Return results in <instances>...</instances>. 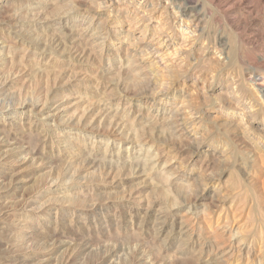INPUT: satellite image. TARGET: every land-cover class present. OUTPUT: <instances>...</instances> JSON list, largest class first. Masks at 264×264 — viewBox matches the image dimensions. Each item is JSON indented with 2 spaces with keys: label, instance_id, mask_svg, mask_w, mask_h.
Masks as SVG:
<instances>
[{
  "label": "bare ground",
  "instance_id": "bare-ground-1",
  "mask_svg": "<svg viewBox=\"0 0 264 264\" xmlns=\"http://www.w3.org/2000/svg\"><path fill=\"white\" fill-rule=\"evenodd\" d=\"M17 2L19 3L17 4L18 9L22 6H28L29 9H31L26 1L18 0ZM34 2L35 4L34 6L32 5V9L28 10L31 12V15L28 14V16H31L34 23L35 20H42L41 16H44L43 9H45L43 6L50 5L55 8H60V5L64 4L65 6V3H68L69 7L67 5V8L71 7L69 12L65 10L63 11L64 13H60L65 14V17L57 18V16H55L58 19L55 24L58 26L54 29L50 40L49 38L48 41L44 38L43 39L47 42L48 46L52 48H54V46L61 48L65 46V44H68L67 48L69 49L67 55L75 59L76 62H97L99 65H85L94 70V81L92 80L94 84L89 88L92 90V95L87 94L86 92L85 95L83 94L84 96H78V94L76 95L70 92L65 86L75 82L79 79L80 75L82 76L81 80L84 81V79L89 77H87V72V75H85L83 73L81 74L80 71H76L77 65L66 64V68H58V65H40L36 62L38 55L36 54L37 50L35 51L34 49V51H31L29 49L30 46L25 47L17 37L11 39L8 37L11 41L10 42L6 40V35L0 33V195H2L1 193L8 196L12 195L11 192L17 190V185L22 181L21 176L18 173L20 171L12 173L7 172L6 166H9L11 163H15V166L16 163L27 164L30 166L29 168L32 167V169H40L47 164H52L53 160L63 164V173L55 172L54 166H51L45 179H42L43 181L39 185L36 184V188L32 192L30 191L31 193L28 196H22L23 198L21 199L20 197L21 200L16 203V205H10L11 207L14 206V208H12L13 210L9 209L10 206H8V209L7 207H0V234H3L5 232L4 230L8 229L9 225L12 226V228L16 227L13 224L14 221L17 222L18 226H21V229L19 230L30 231V234H20L18 229H12L14 233L18 234L16 235L18 237L16 239H20V241L16 244L21 246V248L15 252L14 250L17 247L16 244L11 245L9 248H5L10 255L12 252L16 254L17 251L19 252L17 255H13V259L11 256L10 260H6L5 262H2L0 258V264H25L32 251H34L35 255L40 259L37 264L49 263V261H52V258L58 253V257L56 256V258H54L56 262L55 264H79L80 257L95 248L92 243V230L94 226L92 218L91 220L89 219L90 214H88L87 211H83V214L81 215L83 218H81V222L76 225L72 221V218L74 217L69 218L67 222L59 220L57 216L59 208L57 207L53 209L55 210L53 218V216L49 214V210H51L49 205L54 201L61 203L62 200H55L56 197L53 196V194H59L62 192L65 193V195L67 194V197L70 195L71 198L75 195V197H73L74 199H69L75 200V203L77 201L76 199L81 201L85 192H92L93 190H90L86 185H79L78 181L85 179V174H87V172H96L102 163L109 164V167L107 165V168L102 164L107 170L102 173V177L100 176L98 182H101V184L112 183L115 179H118L119 176L131 171H135V174L136 172H142L140 174L147 172L146 174H156L157 178L164 183L162 185L166 189V192H170L174 187H182L189 193L192 192V190L197 191V194L192 199L194 200V204L201 201L203 198L210 199L209 205H211L212 208L208 211L205 207L200 214L203 216V220H208L206 223H211L215 216L216 220L215 225L212 228H206V230H204L202 229L203 227L197 228L199 213L195 210L196 208L194 207V204L188 202L190 205H188L186 213H183V215L186 214L184 216L178 218L171 214L175 208L183 203V201H179L180 196H175L174 194L170 196L168 194L171 199L168 201L169 203L167 206L172 210L169 209L170 212H164L160 210V208H157L155 213H153V210L156 205L153 203V200L152 202L148 201L151 199L149 197H146V200H144L143 197H140L141 199L139 200H134L133 198L135 196L133 197L132 195H129L127 199L124 198L127 202H131V205L137 206L140 214H143L142 220L139 223V226H137V229L140 231L144 229L143 226L148 221H151L152 227L150 228L152 229L150 230L152 231V236L154 239L158 240L165 229L169 227L170 232L168 235L174 233L175 239L173 241H176L178 244V249L173 255H178L180 258L189 255L196 264H243L244 261H246V264H249V262L264 264V250L261 251V249L258 248L259 250L256 251V245L254 244L253 239L251 238L248 240V238L242 237L241 235L243 233L241 234L238 231L240 226H238L239 223L237 222L242 218L239 217L240 214L235 215L240 211L234 209V200L231 201L230 195L226 194L227 189L225 192L220 183V175L223 174V171L221 170L216 174V172H214L215 170L213 171L211 168L214 165L210 167L212 171L208 168L209 165L207 166V164L203 167L201 166L215 156L216 159H219V165L220 159L224 161L228 160V155L226 153L227 150L231 149L229 148L230 146L228 143H226V146L224 145L225 147L223 146V149L219 151L217 150L218 147L217 149H214L212 148L213 146L206 149L203 159L204 163L202 161L203 164L200 165L197 171L192 168L188 170L187 167L181 168V166H179L170 172L171 169H169L164 162L162 164L163 167L159 169L163 159L162 154H159L154 132L161 134V136L163 133H167L171 138H177L181 141L187 142L189 145H192L193 148L195 147L194 149L196 151L202 147L201 139L203 138L201 137L200 131V118L199 115L194 112L197 108H189L190 106L193 107L195 103L192 105L188 103L190 106L186 103L179 104L177 103L176 94H178L179 98L181 96L183 97V94L188 95L189 91H186L188 88L191 91L190 95H194V93L197 92L196 89L199 88V85L202 84L201 87L203 88V85L206 82L213 80V76L208 70L226 63V58L222 53L223 48L221 49L222 45L220 46L222 36L215 37L212 42H205L207 40L206 38L202 44L199 42V32L201 30L199 25L201 22L199 18L203 17L200 13L201 8L199 10L194 9L190 6L189 0H35ZM66 11L67 13H65ZM17 16L18 15H14L13 23L7 22L6 24H18L20 21L18 22L16 18ZM45 18L48 20L47 15L43 19ZM210 19H215V17ZM44 21L46 22V20ZM213 29L215 30V28ZM66 31L67 33L69 32V34L65 33ZM110 35H112L113 38ZM59 36H61V38H59ZM38 43L36 44L38 45ZM42 43V46H44V42ZM60 51L59 53H61ZM107 52L114 55V60L112 57H108L107 59ZM193 53L198 54V57L196 56L197 59L192 55ZM191 55L194 56L193 59L195 58L196 63L199 65H183L182 59ZM66 61L68 60L66 59ZM116 61L118 65L114 64ZM104 62H107V64ZM27 63H33V65ZM200 64H208L210 66L209 68L206 66L208 68L207 71H202V69H200ZM55 67L57 70L52 72V68ZM196 68L200 69L197 72L199 75L195 76L193 80L188 79L187 75L193 72L196 73ZM209 74H211V76ZM105 76H109V78H105ZM232 77L234 76L232 75ZM253 77L255 79H253L255 84L263 79L259 76ZM186 78L187 81L191 82L190 84L186 83ZM249 78L251 77L249 76L248 79ZM104 79L106 81H104ZM181 79L185 82L180 84L179 81ZM248 79L246 78V80ZM131 85L138 89H143L142 92H140L143 96L141 98L142 103L138 107H136L134 97L127 92ZM241 85H243V83L241 84L239 80L230 79L227 80L225 86L222 87L226 98L225 106L228 109L226 111H229V113L225 114L226 120L224 121V124L228 127L235 126V128H239L240 135L243 139V141L240 140L239 143L243 142L245 145V149L242 150L243 148H241L240 151L246 156L248 163L256 164V162H258L257 164L259 165L256 167L260 166L264 168V119L259 122L255 120L256 113L260 107L254 103L249 96V93V95H247L245 91L240 90ZM201 87L200 89H202ZM16 88L18 90L16 91L18 92L17 102L6 104L8 100V96H6L7 93ZM261 88L263 89V85ZM220 93L222 94V92ZM250 93H252L251 90ZM256 94L258 93H255L254 95L256 96ZM21 96H24V98H21ZM194 98L192 99L195 100ZM70 99H72V104L68 105ZM184 101L185 99L183 102ZM70 110H72L71 114L66 116L65 114ZM213 117L212 119H214ZM56 124L72 126L87 133H78V135L76 134L77 138L71 139L62 131L58 130V128H54V125ZM142 124H144V126H141L142 129H147L150 133H148L150 137L141 134V129L138 128V126ZM29 136L35 138L34 146L31 144L33 146L32 148H30L29 145L28 147H25L22 144L24 138ZM152 137L155 139L154 141L152 140ZM89 142L92 143V146L87 150L86 145ZM59 144H63L64 148L56 150L54 146ZM82 146L85 148L86 154L82 153L83 150L80 149ZM180 146H183V144L181 145L180 143ZM94 147H96V149H94ZM66 148L72 150L75 149L76 152H73L74 154H72V152L70 153L66 151ZM48 149H50L48 151L49 153L46 154V150ZM188 151L191 152V150ZM24 153H26V155L18 160L17 157ZM96 153L97 155L99 153V156H96ZM121 153H126V155L122 156L120 155ZM135 153H137V155H135ZM184 161H186V159ZM229 161L231 162V160ZM227 164L223 165L226 167ZM243 167H246V163L243 164ZM209 170L211 173H208ZM23 171L24 170L21 172ZM254 174H252V178L257 183L258 180L255 179ZM136 175L138 176V174ZM249 175L250 172L246 173V179H250L249 177L251 175ZM133 176L134 175H132V177ZM249 182L250 181H248V183ZM72 183H76L78 184L77 186L80 187H71V189L67 191L62 190L63 187ZM262 183L264 184V181ZM152 184L153 183L151 182V185ZM251 184H254V182H251ZM261 187L264 188V185L262 186L261 184ZM99 189L100 187L98 186V190ZM259 189H257V191ZM260 191L261 190L258 192L260 193ZM162 196L164 195L162 194ZM262 196H264V194ZM188 201H191V199ZM60 203L59 205H61ZM69 203L70 204L67 205L65 212L71 216L78 214L77 210L79 209L78 205L80 203L78 205H74L71 202ZM263 204H261V206ZM115 206L117 205L115 204ZM133 206L132 208H134ZM45 207L47 208V211L40 215L39 213L44 211L43 208ZM91 207L95 206L92 205ZM31 213H38L39 216L33 215L34 217L32 218ZM258 213H260V211ZM52 219H54L53 222L51 221ZM47 222L51 223L52 227H50L49 224L47 225ZM245 222L247 221L245 220ZM45 223L46 225L43 227L42 225ZM255 223H257V221ZM257 225L258 224L254 226ZM112 226H116V223L113 220H107L105 228H112ZM72 227H76L77 232H73L74 229ZM258 232L260 233V229ZM137 235L139 234H136V236ZM122 238H124V236ZM126 238L128 237H125V239ZM13 239H15V237ZM108 239L110 240V238ZM164 239L162 240L164 241ZM150 240L152 241V239ZM163 243L165 244L166 241ZM96 244L97 243H95V245ZM117 244H119V241L116 245ZM35 245H38L37 250H32ZM108 245L106 244V246ZM263 247L262 249H264ZM115 248L118 249L119 247L115 246ZM158 248L159 247H157V249ZM163 248L165 247H162V250ZM117 249L113 248V250H107V252H105L95 264H107L113 257L115 258V254H117L118 250L120 251V249ZM134 250L140 249H135L134 247ZM135 252L137 253V251ZM256 252L260 253L257 254ZM162 253L163 252H161V254ZM138 254L139 252L137 255ZM131 255H129V258ZM146 256L147 257H137L136 261L134 260V264H158V258L152 259L148 255ZM131 258L130 260H133ZM132 262L133 261H131V263Z\"/></svg>",
  "mask_w": 264,
  "mask_h": 264
},
{
  "label": "rangeland",
  "instance_id": "rangeland-1",
  "mask_svg": "<svg viewBox=\"0 0 264 264\" xmlns=\"http://www.w3.org/2000/svg\"><path fill=\"white\" fill-rule=\"evenodd\" d=\"M17 1L18 0H13V1L12 0H0V7H1L0 8V12H1V14H0V24H1L0 25V33H3L4 35H6L5 38L8 41H10L8 39V37L10 39L14 38V37H17V38H19L20 42H22V44L25 47L26 46H28V47L30 46L31 48L29 47V49L31 51H34V49H35V51L37 50L36 54H38V55H37L36 62H38L40 65L41 64H43V65H48L49 64V65H55V66L58 65L57 66L58 68H66L67 65H77L76 66L77 67L76 71H80L81 74L82 73L85 74V75L88 74L87 77L88 76L89 77L84 79V81H85L84 82L83 80H81L82 76L80 75V77H79L80 81H79V79H77L75 82H72L71 84H68L69 86L67 85L65 87L70 92H72V93H74L76 95L78 94V96H80V95L84 96L86 94V92H87V94H91L92 95V90H90L89 88L92 87L93 84H94V82H93L94 81L93 80L94 70H93V68L85 66V65H99V64H97V62H94L95 64L93 62H91V63H88V62L87 63L86 62H82V63L81 62H76L75 59H73L72 57H69L67 55L68 54L67 52H68V49H69V48H67L68 44H65V46H63L64 48L63 47L57 48V47L54 46V48H55L54 49L52 47H49L47 42H46V41H48V38L50 40V37L52 36L54 29L58 26L57 24H55L58 21L57 18L58 17L59 18L60 17H65V14H60V13H62L65 10H67L69 12V9H71V7L67 8V5L69 7V4L65 3L66 7L64 6V4H62V5H60L61 6L60 8H55L54 6H50V5L43 6L45 9H43L44 16H41L42 20H40V21L35 20V23H34L33 22L34 20L31 18V16H28V14L31 15V12H29L28 10L32 9V7L35 4V2H34L35 0H24L31 7V9H29L28 6H22V7H20L18 9L17 8V6H18L17 4H19V3ZM191 1H192V4H191ZM213 2H215V3H213ZM189 3H190V6L193 7L194 9H196V10H199L201 8L200 9V13H201V16H203V17L199 18L200 22H201L199 24L200 25V29H201L200 32H199V35H200V39H199L200 41L199 42L202 44V42H204L206 39L207 40L205 42H212V40L215 37H221L222 36L221 37L222 40H221L220 46L222 45L221 49L223 48L222 49V53H223V55L226 58V63L223 64V65H219V66L213 67L212 69H209V70H208V68H209L210 65H208V64H200V69H202V71H207L208 70L209 72H211V74L213 76V80H209L208 82H206L205 83L206 86L204 84L203 88L201 87L202 84L199 85L198 86L199 88L196 89L197 92H195L194 95L193 94L190 95L191 91L188 88L186 89V91H189V93H188L189 96L187 94H183V97L181 96L179 98L178 94H176L177 103H179V104L180 103H186V104L189 103V104L192 105V104L195 103L193 105V107L190 106L189 104L188 105L190 106L189 108H191V109H196L197 108L194 112H196V114L199 115V118H200V125H201L200 126V129H201L200 131H201V137L203 138V139H201L202 147L198 151H196L194 149L195 147L193 148V146L189 145V143H187V142L181 141V140H179L177 138H171V136H169L167 133H165V134L163 133V135L161 136V134H159V133L157 134V132H154L155 133L154 135H155V138H156L155 142H156V145L158 147L159 154H162V159H163L159 169L161 167H163L162 164L164 162V163L167 164V167L169 169H171L170 172H172L173 169H175V168H177L179 166H181V168L182 167H187L188 170L190 168H192L195 171H197L199 169L200 165L204 163L203 159H204V156H205V150L206 149H209V147L213 146L212 148H214V149H217V147H218L217 150L219 151V150L223 149L224 145L226 146V143H228L229 146H230L229 148H231V149L227 150V153H226L228 155L227 156L228 160L224 161V160L220 159V165H219V162H218L219 159H216V156H215L213 159L209 160L208 162H205L201 166L203 167L206 164H207V166L209 165L208 168L210 170L212 168L213 171L215 170L214 172H216V174H218L221 170L223 171V174L220 175V183H221L222 187L224 188L225 192H226V189H227V193L226 194L230 195L231 201L234 200V209H237L238 211H240V212H237L235 215L240 214L239 217L243 219V220L239 219L238 222H237V223H239L238 226H240L239 227L240 229L238 231L241 234L243 233L241 235L242 237H246V238H248V240H250L251 238L253 239V242L256 245L255 246L256 247V251H258L259 249H261V251H262V250H264V249H262V247L264 245V234H263L264 233V217H263V215H264V208H263L264 207V204H263L264 203L263 202L264 196H262V195L264 194V192H261V191H264V188L261 187V184H262V186L264 185L262 183L264 181V175H263L264 174V171H263L264 168H262L260 166L259 167L261 169L259 167H256V166L259 165V164H257L258 162H256V164L248 163V161L246 160V156L242 153V151H240L241 148H243L242 150L245 149V145L243 144V142L239 143L240 140L243 141V139H242V137L240 135L239 128H235V126L228 127V126H226L224 124V121L226 120L225 114L229 113V111H226L228 109L225 106L226 105V98H225V95H224V90H222V87H224L225 86V82L227 80H230V79H235V80L237 79V80L240 81L241 84L243 83V85L240 86V90L245 91L247 95L250 94L249 96L254 101V103H256V105L258 107H260V109L256 113L255 120L259 122L262 119H264V105H263L264 104V99H263L264 98V84H263V82H264V0H249V1L248 0H213V1H209V0H189ZM211 3H212V5H211ZM192 5H195V6H192ZM25 8H27V9H25ZM203 8H204V10H203ZM11 10H13V11H11ZM67 11L65 13H67ZM6 14H7V16H6ZM14 15L15 16L18 15L16 18H17L18 22L19 21L20 22L18 24H16V25L12 24L13 25V28H12L11 24L7 25L6 23L7 22L13 23ZM46 15H47L48 20L46 18L43 19L44 17H46ZM60 15H63V16H60ZM8 16H10L12 18H10ZM24 16H25V18H24ZM55 16H57V18ZM4 17H6L7 19L4 18ZM214 17H215V19H210V18H214ZM8 18H9V20H8ZM51 19H52V21H51ZM201 19H202V21H201ZM44 20H46V22ZM209 21H210V23H209ZM246 22H248V23H246ZM34 24H35V26H34ZM37 27H38V29H37ZM213 28H215V30ZM72 29H74V28H72ZM201 31H203V32H201ZM65 33H67V31ZM46 34H47V36H46ZM67 34H69V32ZM211 34H213V35H211ZM110 36H112V35H110ZM43 38L46 39V41H44ZM59 38H61V36H59ZM112 38H113V36H112ZM38 41H39L40 44L38 43ZM41 41L44 42V44H45L44 46L45 47L42 46L43 43ZM36 43H38V45ZM57 50H58V52H57ZM60 50H62V51H60ZM59 51L61 53H59ZM59 54H61V55H59ZM106 54H107V56H106L107 59H108V57L109 58L112 57V59L114 60V55L112 53L107 52ZM192 55H194L195 58H196V56L198 57V54H196V53L195 54L193 53ZM192 55L184 57L182 59L183 65H199L195 61L197 58L193 59L194 56H192ZM226 55H227V57H226ZM64 58H66L68 61H66V59H64ZM70 60H71V62H70ZM183 60H185L187 62H185ZM62 61H64V62H62ZM104 63L107 64V62H104ZM27 64L33 65V63H27ZM114 64L118 65L117 61L114 62ZM114 64H112V65H114ZM52 69H53V70H51L52 72H55L57 70L56 67L52 68ZM200 69L196 68V73L193 72L191 74H188L187 78L190 79V80H193L195 76L199 75V74H197V72ZM86 72H87V74H86ZM252 73H254V74H252ZM211 74H209V75L211 76ZM232 75L234 77H232ZM243 75H244V77H243ZM249 76L252 79L251 78L248 79ZM253 76H259V77L263 78L262 79L263 81L262 80H259L258 82L256 81L257 83L255 84V82L253 81V79H254ZM245 77L248 80H246ZM105 78H109V76L108 77L105 76ZM187 78L185 79V81H186L187 84H190L191 82L187 81ZM104 81H106V80L104 79ZM185 81H183L181 79L179 82L181 84V83H183ZM262 85H263V89L261 88ZM251 86L253 87V89H252ZM82 87L83 88L85 87V88L83 89ZM200 87L202 89H200ZM254 87H255V89H254ZM142 90L143 89H138L137 87L132 86V85L127 90V92L130 93L134 97V102L136 103V107L140 106L141 103H142L141 98L143 96L140 93V92H142ZM250 90H251L252 93H250ZM16 91H18L17 88L16 89H12V90H10V92L7 93L6 96H8V100H7L6 104L7 103H12L13 104V103L17 102V100H18L17 99V93L18 92H16ZM220 92H222V94ZM253 92H254V94L255 93H258V94H256V96H255L253 94ZM75 97H77V96H75ZM21 98H24V96H21ZM183 98L185 99L184 102H183V100H184ZM192 98H194L196 100V102ZM9 99H11V100H9ZM69 101H70V103L68 105H71L72 104L71 103L72 99H70ZM197 102H198V105H197ZM218 103H220V104H218ZM196 105L199 106V107H197ZM200 109H201V111H200ZM190 111H192V110H190ZM71 112H72V110L68 111L65 115L66 116L70 115ZM212 117L214 119H212ZM142 121H143V119H142ZM141 126H144V124L138 126V128L141 129V131H140L141 134H143V135L145 134L144 136L147 135L148 137H150L149 136V134H150L149 131L147 129H142ZM54 128H58V130L62 131L67 137H70L71 139L77 138L78 133H82V134L87 133V132H83L82 130L76 129V128L72 127V126H66V125H63V124H56V125H54ZM225 129H227V130H225ZM206 132H207V134H206ZM204 135H205V137H204ZM216 135L219 138H217ZM234 136H236V137H234ZM32 137L33 136H29V137L24 138L25 141L23 140V142H22L23 146L28 147V145H29V147L32 148L34 146V143H35V140H34L35 138H32ZM161 137H162V139H161ZM173 139H174V142H173ZM152 140L154 141L155 139L152 137ZM27 141H28V143H27ZM159 141H160V143H159ZM176 141H178V142H176ZM29 142H30V144H29ZM222 142H223V144H222ZM180 143H181V145L183 144V146H180ZM177 144H179V145H177ZM228 144H227V146H228ZM91 146H92V143H90V142L87 143L86 149L89 150V148ZM189 146H190V148H189ZM236 146L238 148L239 147L240 148L238 149ZM54 147L56 148V150H58V149L64 148V145L63 144H59V145H55ZM159 147H161V148H159ZM80 149L83 150V152H82L83 154H86L85 148L83 146ZM94 149H96V147H94ZM160 149H162V150H160ZM49 150L50 149L46 150V154L49 153L48 152ZM163 150H165V151H163ZM188 150H191V152L188 151ZM66 151H68L70 153L72 152V154H74L73 152H76L75 149L72 150L70 148L69 149L66 148ZM166 151H167V153H166ZM228 151H229V153H228ZM25 155H26V153L18 156L17 159L19 160V159L23 158ZM120 155L123 156V155H126V153H123V154L121 153ZM135 155H137V153H135ZM230 155H232V156H230ZM96 156H99V153H98V155L96 153ZM185 159H186V161H184ZM229 160H231V162ZM202 161H203V163H202ZM221 162L223 164H227V163L228 164L225 167ZM224 162H226V163H224ZM208 163H210V164H208ZM245 163H246V167L247 168L243 167V164H245ZM17 164L18 163H16V166H15V163L14 164L13 163L9 164V166H6L7 167L6 170H7V172H10V173L18 172V171L21 172L22 170H24L21 173L18 172L19 175L21 176L22 181L17 185V190L11 192L12 195L8 196V195H5L4 193H1L2 195H0V207L1 206L2 207H7V209H8V206L16 205V203H18L23 197L28 196L36 188V186L39 185L43 181L42 179H45L46 174H48L47 172L50 170L51 166L52 167L54 166L55 172L63 173V164H61L59 162H56L55 160H53L52 164H47V165L41 167L40 169L34 168L35 170L32 169V167L29 168L30 166L27 165V164H22V163H19L18 165ZM102 164H104V163H102ZM102 164L100 165L99 169L96 172L89 171V172H87V174H85V179H81L80 181H78L79 185H86L90 190H93L92 192L87 191V192L84 193L83 197L81 198L82 202L79 201V199H76L77 201L75 203V200H69V199H74L73 197H75V195H73L72 198H71L70 195H68V197H67L66 196L67 194L65 195V193L62 192L63 194L62 193L53 194V196L56 197L55 200L59 199L58 201L62 200L63 202L61 201V203H60V202H55L54 201V202L51 203V205H49L50 209H51V210H49L50 211L49 214L52 215L53 218H54V214L53 213L55 211L53 209H55V207H57V208H59V211H57L58 212L57 216H58L59 220H63V222H67L69 220V218L74 217V218H72V221L76 225L79 222H81V218H83L81 216L83 214V211H87L88 214H90L89 219L91 220V218H92V222H93V226H94V228L92 230V233L94 235V236L92 235V243H93V247H95V248H93L94 251L92 249V250L88 251L86 254H84L83 256H81L80 257L81 259L79 258L80 259L79 260V264H95L96 262L99 261V259L102 257V255H104V253L107 252V250L110 251V250H113V248L117 249V248H115V246L119 247L118 249H120V251L117 249L118 252H117V254H115L116 255L115 258L113 257L111 259V261H109L107 264H111V263L112 264H134V262L136 261L137 257H140V256L147 257L146 255H148L152 259L158 258L159 259L158 264H160V263L161 264H171V263L172 264H186V262H187V264H190V263L192 264L194 262V260L189 255L188 256H182L181 258L178 255H175V254L173 255V253L176 252V250L178 249V246H177L178 244L176 243V241H173L175 239L174 233H170V235H168V233L170 232L168 226H167L168 228L165 229V231L163 232V234L160 236V238L158 240L154 239L153 236H152L153 234H152V231L150 230V229H152V228H150V227H152L151 221H148L143 226L144 229L142 231L137 229V226H139V223L142 220V215L143 214L142 213L140 214V211L138 210L137 206L131 205V202H127L126 199H127V197L129 195H132L133 197L135 196L134 198L132 197L134 200L135 199L139 200L142 197H143L144 200H146V197H149L151 199L148 198L149 199L148 201L152 202V200H153V203L156 205V207L154 209L155 211L153 210V213H155L157 208H160V210H162L164 212H170V210H172V209L167 206L168 203H169L168 201L171 199L170 196H172L173 194L175 196H180L179 201H181V202L183 201V203H181L179 205V207L175 208L173 210V212H171V214L173 216H176V217L179 218L181 216L186 215V214L183 215V213H186V210L188 209V205L194 204V200H192V199L197 194V191L192 190V192H190L191 193L190 194L189 192L184 190L182 187H177V188L174 187L170 192H166V189L162 185L164 183L161 182L157 178L156 174H150V173L146 174L147 172H143V174H140L142 172H136V174H138V176H137L135 174V171H131L133 173L128 172V173H125L124 175L119 176V178L115 179V181H113L112 183H103V184H101V182H98L100 180V176L102 177V173L104 171H106L107 168L109 167V164H106V163L104 164V166H106V167L108 165L107 168L103 167ZM212 165H214V166H212ZM17 166H19V167H17ZM239 166H241V167H239ZM58 168H60V169H58ZM102 169H104V170H102ZM210 170H209L208 173H211L212 170L211 171ZM241 170H243V171H241ZM259 170H261V171H259ZM248 172H250V175H251V176L249 175L250 179H248V178L246 179V173H248ZM258 172H260V173H258ZM145 174L148 175V176H146ZM252 174H254L255 175L254 176L255 179L258 180L257 183L253 180ZM132 175H134V176L132 177ZM209 175H211V174H209ZM230 175H231V177H230ZM242 175H244V176H242ZM149 176H151V177H149ZM120 178L123 179V180H121ZM262 178H263V181H262ZM248 181H250L249 182L250 184L248 183ZM151 182L153 183L152 185H151ZM251 182L252 183L254 182L255 185L251 184ZM77 185L78 184H76V183H72V184H70L68 186L63 187L62 190L63 191H67V190L71 189V187H80V186H77ZM149 185H150V187H149ZM98 186L100 187L99 190H98ZM94 187H95V189H94ZM231 187L233 188V190H232ZM228 188H230V189H228ZM261 188H263V189H261ZM238 189H239V191H238ZM257 189L261 190L260 193L258 192L259 190L257 191ZM156 190L159 191V192H157ZM160 190H163V191H160ZM252 191H254V192H252ZM157 193H159V194H157ZM78 194H76V195H78ZM126 194H128V195H126ZM162 194L164 196H162ZM165 194L166 195L169 194L170 196L169 195L166 196ZM184 194L185 195L187 194V195L185 196ZM189 194L193 195V196H190ZM61 195H63V196H61ZM182 195L185 196V197H183ZM20 197H21V199H20ZM241 197L243 198V200H242ZM62 198H64V199H62ZM124 198H126V199H124ZM189 199H191V201H188ZM43 200H44V198H43ZM43 200H41V201H43ZM161 200H163V201H161ZM41 201H40V203H41ZM68 201L73 203L74 205H76V204L78 205L80 203L78 205L79 209L77 210L78 214L71 216V215L67 214V212H65V209L67 208V205L70 204ZM118 201H119V203H118ZM120 202H121V204H120ZM199 202H201V203H199ZM199 202L194 204V207L196 208L195 210H197V213H199L198 214V222H197V226L198 227L197 228H202L203 227L202 229H204V230H206V228H212L215 225L216 216L213 219L214 222L211 221V223H206V222H208V220H203V218H202L203 216L200 214V212H202V210H204L205 207H206V209L208 211H210L209 209L212 208L211 205H209L210 199L209 198H203ZM59 203L61 205H59ZM94 203H96V204H94ZM115 204L117 206H115ZM261 204H263V205L261 206ZM92 205H94L95 207H91ZM81 206H84V207H81ZM132 206L134 208H132ZM80 207L82 208V210H81ZM12 208H14V206L13 207H11V206L9 207L10 210H13ZM122 208H123V210H122ZM43 209H44V211L39 213L40 215L43 212L47 211L46 207L43 208ZM241 210H242V212H241ZM259 211H260V213H258ZM131 214H133V215H131ZM259 214H260V216H259ZM33 215L39 216L38 213L32 214L31 215L32 218L34 217ZM105 215H106V217H105ZM60 217H61V219H60ZM131 217H133V218H131ZM114 219H116V220H114ZM53 220L54 219H52L51 221L53 222ZM107 220L108 221L113 220L116 223V226H118V227L112 226V228H108V229L105 228ZM245 220L247 222H245ZM125 221H126V223L128 222L127 225H126ZM256 221H257V223H255ZM242 222H243V224H242ZM22 223H24V222H22ZM13 224L16 227L13 226L14 228H12V226L9 225L8 229H5L4 230L5 232L3 234H0V240H1L0 241V247H1L0 248V252H1L0 253L1 257L0 258H1L2 262H5L6 260H10L11 256H12L11 258L13 259V255H17L19 251H17V254L14 253V252L16 250H19V248H21V246L16 244V243H19L18 241H20V239H16V238H18L16 236L18 234L14 233L12 231V229H15V228H16V230L18 229V232L20 234H30V231H21V230H19V229H21V226L20 225L18 226L16 221H14ZM48 224H49L50 227H52L51 223L47 222V225ZM256 224H258L257 225L258 228L260 227L259 228L260 229V233L258 232L259 229L257 228V226H254ZM44 225H46V223L43 224L42 226L45 227ZM208 225H210V226H208ZM244 227L245 228L247 227L248 229L246 228L247 229L246 230ZM72 228L74 229L73 232H77V228L76 227H72ZM135 233L139 234V235L136 236ZM13 234H15V235H13ZM122 234H123L124 238H122L123 237ZM8 235H10V236H8ZM126 235H128V236H126ZM116 236H118V237H116ZM130 236H131V238H130ZM14 237H15V239H13ZM125 237H128V238L125 239ZM139 237L142 240H140ZM103 238H106L107 240L103 239ZM108 238H110V240ZM164 238H166V239H164ZM150 239H152V241ZM162 239H164V241ZM104 241H106V242H104ZM118 241H119V244H117L118 245L117 246L116 243H118ZM165 241H166V243H165L166 245L163 243ZM134 242H135V244H134ZM95 243H97L98 245L97 244L95 245ZM114 243H115V246H114ZM1 244H2V246H1ZM15 244L17 245V247H16L17 249L15 248L14 252H12L11 255L8 254V251L5 248H9L11 245H15ZM106 244L107 245L109 244V245L106 246ZM138 244H140V245H138ZM161 246L165 247V248H163V250H162ZM170 246H171V248H170ZM106 247H108V248H106ZM134 247H135V249H140V250H134ZM157 247H159L158 248L159 250L157 249ZM160 247H161V249H160ZM37 248H38V245H35V247H33L32 250H37ZM155 248H156V251H155ZM160 250H162V251H160ZM135 251H137V253L139 252L140 255L139 254L137 255V253ZM151 251H152V253H151ZM143 252H145V253H143ZM161 252H163V253L161 254ZM165 252H166L167 255L165 254ZM259 253L260 252H258L257 254H259ZM1 254H3V255H1ZM57 255H59V253ZM129 255H131V257L134 256L135 258L134 257L133 258L130 257L131 259H133V260H130ZM56 256H54L52 258V261H49V263H47V264H55L56 262H55L54 258H56ZM170 256H172V257H170ZM165 257L168 260H166ZM188 257H190V258H188ZM127 258H129V259H127ZM39 260H40L39 257L37 255H35L34 251H32L30 257L25 262V264H37ZM124 260H126V261H124ZM116 261H117V263H116ZM131 261H133V262L131 263ZM253 263H255V262H253ZM253 263L249 262V264H253ZM263 263H264V261H263ZM193 264H196V263L194 262ZM203 264H210V263H203ZM243 264H246V261H244ZM255 264H257V262Z\"/></svg>",
  "mask_w": 264,
  "mask_h": 264
}]
</instances>
